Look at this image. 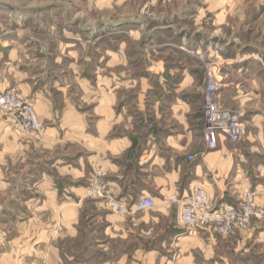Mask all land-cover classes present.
Here are the masks:
<instances>
[{"label":"crops","instance_id":"crops-1","mask_svg":"<svg viewBox=\"0 0 264 264\" xmlns=\"http://www.w3.org/2000/svg\"><path fill=\"white\" fill-rule=\"evenodd\" d=\"M259 5L264 7V0ZM250 24L244 20V31ZM213 39L208 59L222 83L220 102L244 111L247 127L242 143L221 139L216 150L205 148L203 131L190 122L197 105L187 93L197 82L189 67L171 70V75L181 71L182 78L173 85L160 82L157 98L135 100L140 116L134 118L131 104L120 97L125 82L103 76L94 86L81 80L85 96L78 100L70 85L45 77L40 63L31 65L37 59L24 46L14 48L20 39L0 42V92L17 90L35 104L45 124L41 141L35 142L0 117V163L15 160L28 170L18 181L5 180L6 188L12 181L16 185L13 201L23 209L13 216L40 219L50 212L53 218L52 228L38 226L35 245L77 240L85 229V250L103 257L97 264H264V221H254L241 238L211 230L188 233L178 223L180 206L172 201L200 186L217 205L234 204L243 189L252 188L264 208V49L239 37ZM199 117L203 120V114ZM97 175L119 198L134 204L152 197L156 207L121 217L94 199L88 221L93 227L84 228L88 189ZM60 251L53 252L60 256ZM94 260L89 255L84 264Z\"/></svg>","mask_w":264,"mask_h":264},{"label":"rangeland","instance_id":"rangeland-1","mask_svg":"<svg viewBox=\"0 0 264 264\" xmlns=\"http://www.w3.org/2000/svg\"><path fill=\"white\" fill-rule=\"evenodd\" d=\"M262 1L0 0V42L20 39L14 48L24 46L37 59L31 65L40 63L45 77L70 85L71 96L78 100L85 96L81 80L93 82L94 86L103 76L125 82L126 88L119 90L120 97L131 104L129 113L134 118L140 116L135 100L157 98L162 91L160 82L177 84L181 71L189 67L197 82L187 93L197 105L190 122L203 131L204 122L199 116L203 114L207 74L209 69L213 71L208 59L213 50L208 42L213 43L215 37L222 41L239 37L244 43L249 41V45L264 49V7L259 5ZM245 19L252 22L247 32ZM241 27L243 31L239 30ZM153 66L160 71H152ZM171 70L181 71L171 75ZM151 84L153 90H149ZM0 117L10 119L18 135L41 141L43 133L38 137L22 133L13 118L1 109ZM43 125L45 129L44 122ZM23 167L15 160L0 163V264H84L89 255L97 259L91 264L102 260L97 252L85 250L89 238L85 229L77 240L64 238L35 245L38 226L52 228L54 222L50 212L40 219L13 216L23 211L20 203L13 201L17 194L13 181L28 173L22 171ZM6 178L13 180L8 188ZM94 201L89 198L86 204L84 228L93 227L88 221L95 209ZM254 221H264V214L260 219L254 218L249 229ZM31 229L35 232L29 235ZM54 248L61 250V257L53 252Z\"/></svg>","mask_w":264,"mask_h":264},{"label":"built area","instance_id":"built-area-1","mask_svg":"<svg viewBox=\"0 0 264 264\" xmlns=\"http://www.w3.org/2000/svg\"><path fill=\"white\" fill-rule=\"evenodd\" d=\"M207 82L203 106L205 148L218 149L221 139L233 144L242 143L247 136L244 122L246 114L221 104L222 83L211 69L207 74ZM0 109L13 118L16 128L22 133L33 137L43 133L44 125L35 104L22 98L17 90L0 92ZM189 160L193 161L194 158L190 156ZM88 196L103 201L113 213L121 217H127L132 211H147L156 207L152 197H142L134 204L119 198L102 175L93 178ZM172 201L180 206L178 223L188 233L211 230L223 237L241 238L249 230L252 220L260 219L264 214L257 204V193L252 188L243 189L234 204L217 205L207 190L200 186L191 188Z\"/></svg>","mask_w":264,"mask_h":264}]
</instances>
